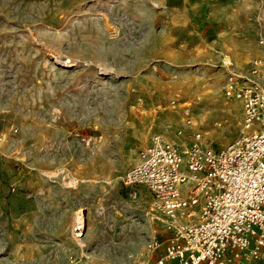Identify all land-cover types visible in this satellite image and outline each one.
Here are the masks:
<instances>
[{"label": "rangeland", "instance_id": "obj_1", "mask_svg": "<svg viewBox=\"0 0 264 264\" xmlns=\"http://www.w3.org/2000/svg\"><path fill=\"white\" fill-rule=\"evenodd\" d=\"M230 76L264 77V0H0V264L149 253L123 173L154 135L237 140Z\"/></svg>", "mask_w": 264, "mask_h": 264}, {"label": "built area", "instance_id": "obj_2", "mask_svg": "<svg viewBox=\"0 0 264 264\" xmlns=\"http://www.w3.org/2000/svg\"><path fill=\"white\" fill-rule=\"evenodd\" d=\"M224 93L241 102L243 133L237 140L214 149L196 133L179 147L154 135L123 173L131 197L146 192L149 214L172 232L164 242H148V251L163 250L152 264L264 258V77L240 89L230 76Z\"/></svg>", "mask_w": 264, "mask_h": 264}, {"label": "crops", "instance_id": "obj_3", "mask_svg": "<svg viewBox=\"0 0 264 264\" xmlns=\"http://www.w3.org/2000/svg\"><path fill=\"white\" fill-rule=\"evenodd\" d=\"M156 223L154 225L156 226L152 231V238L148 240H158L160 242H164L168 237L172 235V232L167 230L165 226L163 225L161 220H154ZM158 224L160 226H158ZM149 253H146L144 250L141 253H138L134 260L130 264H152L163 254V250L159 249L157 251H148ZM71 258L73 259L70 254L64 251H59L56 247L53 249L52 252L49 254V262L48 264H76L71 261ZM262 259V258H261ZM166 264H177L176 261L167 262ZM228 264H236V263H228ZM246 264H264V258L262 260H259L257 262H246Z\"/></svg>", "mask_w": 264, "mask_h": 264}, {"label": "bare ground", "instance_id": "obj_4", "mask_svg": "<svg viewBox=\"0 0 264 264\" xmlns=\"http://www.w3.org/2000/svg\"><path fill=\"white\" fill-rule=\"evenodd\" d=\"M81 227V226H80ZM78 236V235H77ZM246 251H248V249H246ZM263 259V258H262ZM262 259H260V260H262Z\"/></svg>", "mask_w": 264, "mask_h": 264}]
</instances>
